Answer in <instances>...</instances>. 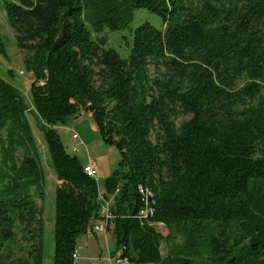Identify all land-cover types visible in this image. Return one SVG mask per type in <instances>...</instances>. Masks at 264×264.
I'll return each mask as SVG.
<instances>
[{
    "label": "trees",
    "instance_id": "trees-1",
    "mask_svg": "<svg viewBox=\"0 0 264 264\" xmlns=\"http://www.w3.org/2000/svg\"><path fill=\"white\" fill-rule=\"evenodd\" d=\"M4 7L27 52L32 105L60 181L53 264H75L78 238L99 217L97 179L56 128L83 111L120 155L104 182L115 193L112 252L121 249L130 264H264V0H7ZM139 8L160 15L163 28L138 26L128 58L88 29L87 22L96 33L124 29ZM28 110L0 75V245L18 229L31 239L27 256L0 264H44L43 206L32 192L44 199L46 172ZM140 184L154 193L151 221L138 217ZM175 233L184 244L164 256Z\"/></svg>",
    "mask_w": 264,
    "mask_h": 264
},
{
    "label": "rangeland",
    "instance_id": "rangeland-1",
    "mask_svg": "<svg viewBox=\"0 0 264 264\" xmlns=\"http://www.w3.org/2000/svg\"><path fill=\"white\" fill-rule=\"evenodd\" d=\"M7 0H0V27L1 35L7 47V55L0 56V75L14 84L19 90L26 102L29 104L28 118L30 120L33 132L36 136L43 167L46 172V193L42 199L37 190L32 192L33 197L43 206V222L44 234L42 237L44 248V264H53L54 256V225H55V189L59 184L57 181L55 170L51 165L47 146L43 137V133L39 127V119L32 105V96L30 92L33 76L27 71L24 65V58L27 52L19 48L16 44L14 31L9 22L4 3ZM150 22L157 28H163V18L157 13L151 12L146 8L135 10V16L129 26L124 29L111 30L106 28L102 33L93 31L92 24L87 22L88 29L92 32L94 39L101 36L107 38L106 48H114L121 57L128 58L133 43V34L135 29L144 22ZM152 74H159L152 69ZM184 115H180L177 121H181ZM62 141L71 155H77L83 162L93 159L97 163V182L99 187L104 188L105 180L110 177L117 169L120 155L118 149L114 145L106 143L99 131V128L92 116L91 112L83 111L80 115H72L67 118L66 124H58L56 126ZM76 133L79 138L74 139L72 135ZM78 145L79 149L74 147ZM158 232L164 236L169 234L165 225H155ZM85 236V235H83ZM78 238V244L83 241L82 237ZM176 238H170L162 245V253L164 256L174 253L180 245L184 244V237L180 233H175ZM93 241L97 246V251L106 254L109 249L112 251L114 245V235L112 229L105 235L94 234ZM35 238L33 239V241ZM78 247V246H77ZM31 248V239L26 237L21 229L15 231L12 240L4 241L0 245V259L7 257L14 259L19 256H27ZM79 249V247H78ZM80 259L75 264H88L90 262L91 251L87 249L79 250ZM82 256L84 258L82 259Z\"/></svg>",
    "mask_w": 264,
    "mask_h": 264
},
{
    "label": "built area",
    "instance_id": "built-area-1",
    "mask_svg": "<svg viewBox=\"0 0 264 264\" xmlns=\"http://www.w3.org/2000/svg\"><path fill=\"white\" fill-rule=\"evenodd\" d=\"M74 139L79 138V136L74 133L72 135ZM75 150L79 149V146L76 145L74 147ZM85 172L91 176L96 178L97 176V163L93 159H89L84 165ZM138 192L142 199V205L138 212V217L142 222L151 221L150 219L155 214L154 208V193L149 186H144L140 184L138 186ZM115 193L108 194L104 188L99 187V200H100V209H99V217L94 220L91 225L87 229V236L93 237L94 234L105 235L109 230L114 228V221L116 215L114 214L112 207L114 204ZM162 223H155L152 225H158ZM163 225V224H162ZM73 258L75 259V263L80 259L79 249L76 248L73 253ZM90 264H130L127 258L122 256V250H117L116 253L107 250L106 254H99L97 256L90 257Z\"/></svg>",
    "mask_w": 264,
    "mask_h": 264
},
{
    "label": "crops",
    "instance_id": "crops-1",
    "mask_svg": "<svg viewBox=\"0 0 264 264\" xmlns=\"http://www.w3.org/2000/svg\"><path fill=\"white\" fill-rule=\"evenodd\" d=\"M87 161H85L84 163H86ZM59 181V180H57ZM60 183V181H59ZM83 241L81 242V244H78L79 250L82 249H87L88 251H91V256L87 257H93V256H97L99 254H103L101 253V251H97V246L95 244V242L93 241V239H95L94 237H88L87 235L82 237ZM84 258V256H82V259ZM88 264H90V262H88Z\"/></svg>",
    "mask_w": 264,
    "mask_h": 264
}]
</instances>
